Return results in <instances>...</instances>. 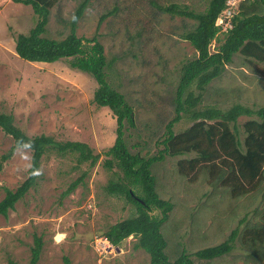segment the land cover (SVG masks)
Masks as SVG:
<instances>
[{
	"label": "rangeland",
	"instance_id": "374dc122",
	"mask_svg": "<svg viewBox=\"0 0 264 264\" xmlns=\"http://www.w3.org/2000/svg\"><path fill=\"white\" fill-rule=\"evenodd\" d=\"M208 1L91 0L77 21L76 34L83 42L96 37L102 43L111 62L109 80L134 109L135 125L125 126L124 132L131 152L147 156L162 147L166 125L175 115L173 98L181 65L197 54L183 38L195 21L161 7L178 3L204 11ZM230 1L227 8L233 14L239 0ZM78 3L61 0L52 8L47 36L62 38L69 32ZM229 19L223 11L218 20L220 32ZM35 22L31 6L0 0V112L12 114L15 124L30 136L83 141L100 158L93 167L87 163L77 166L69 155L43 158L33 187L6 215L0 214V264H29L36 236L43 243L37 264H65V257L70 264H149L148 253L134 248L132 235L119 250L110 242L105 244L101 236L109 225L136 213L135 204L125 196L105 190L113 174L103 165L104 153L116 138V118L109 107L93 102L95 79L73 68L68 58L30 62L16 54L17 34L28 32ZM216 45L213 40L210 50ZM235 103L252 108L264 105V64L240 53L209 83L199 106L226 109ZM249 118H238L241 138V125ZM189 124L190 120L182 118L173 130ZM12 144V138L0 129V156ZM186 156L193 154L166 156L152 167L157 192L173 203L161 226L167 254L173 258L185 250L196 264H264V242L242 240L247 225L261 222L264 193L233 198L225 187L209 184L202 172L191 180L176 168L177 161ZM30 162L31 150L23 148L2 162L0 200L6 188L15 189L27 177ZM85 170L81 183L66 192ZM236 228L240 234L230 253L211 260L195 256L198 249L222 242Z\"/></svg>",
	"mask_w": 264,
	"mask_h": 264
},
{
	"label": "trees",
	"instance_id": "16d2710c",
	"mask_svg": "<svg viewBox=\"0 0 264 264\" xmlns=\"http://www.w3.org/2000/svg\"><path fill=\"white\" fill-rule=\"evenodd\" d=\"M31 6L36 22L28 32H20L15 38L14 50L18 56L30 62L52 63L68 58L73 68L90 74L97 87L93 102L111 109L117 122L114 143L105 151L103 165L112 171L105 190L113 196H125L135 204L136 213L121 219L101 233L113 246L120 247L130 235L136 238L134 248H141L149 255V264H196L185 250L175 257L166 252L167 241L161 231L163 222L173 209V203L162 198L156 190L152 167L166 156H181L177 171L195 180L202 172L209 184L223 186L228 194L240 197L251 192L264 193V105L252 108L235 103L226 109L206 105L200 107L203 92L209 83L221 76L235 54L264 64V0H240L230 18V26L220 32L217 20L228 6V0H209L204 11H194L178 3H169L163 10L195 21L192 29L183 34L197 54L181 65L179 80L173 98L175 115L166 125L162 147L153 155L131 152L125 139V126L135 125L132 105L126 96L109 80L111 62L105 55L98 38L83 42L76 34L77 21L83 16L91 0H79L70 18L69 32L62 38L46 35L52 8L61 0H11ZM106 15L101 16V20ZM217 41L213 51L210 44ZM250 117L242 123L244 137L238 130V118ZM190 124L175 132L173 126L180 119ZM0 129L9 135L13 144L0 156L7 160L17 148L31 150V162L27 177L15 188L5 189L0 200V214L9 209L33 187L43 158L54 154L73 156L77 166L87 163L93 167L100 154L83 141L57 140L46 134L30 136L15 124L13 115L0 112ZM86 170L71 182L66 192L72 191L83 180ZM264 196V195H263ZM158 211V213H157ZM233 229L218 244L198 249V259L211 260L230 253L239 235ZM242 240L264 242V212L261 222L246 226ZM42 239L34 238L29 264H37L42 249ZM65 264L70 260L65 257Z\"/></svg>",
	"mask_w": 264,
	"mask_h": 264
},
{
	"label": "built area",
	"instance_id": "2783aa9c",
	"mask_svg": "<svg viewBox=\"0 0 264 264\" xmlns=\"http://www.w3.org/2000/svg\"><path fill=\"white\" fill-rule=\"evenodd\" d=\"M231 1L230 0H228V4L230 3ZM224 11H226L227 12V15H229L230 16V18H231V16H232V11L231 10H229L228 8H226ZM219 18H220V16H219ZM219 18H218V20H219ZM218 20H217V24H218ZM219 25V24H218ZM231 24H230V19H229V21L228 22H226V27H225V30L230 26ZM105 240L107 241L105 244H108V245H110L109 244V241L105 238ZM99 243V242H98Z\"/></svg>",
	"mask_w": 264,
	"mask_h": 264
},
{
	"label": "water",
	"instance_id": "95a60500",
	"mask_svg": "<svg viewBox=\"0 0 264 264\" xmlns=\"http://www.w3.org/2000/svg\"><path fill=\"white\" fill-rule=\"evenodd\" d=\"M115 248H116L117 250H119V247H118V246H116Z\"/></svg>",
	"mask_w": 264,
	"mask_h": 264
},
{
	"label": "clouds",
	"instance_id": "9594fccd",
	"mask_svg": "<svg viewBox=\"0 0 264 264\" xmlns=\"http://www.w3.org/2000/svg\"><path fill=\"white\" fill-rule=\"evenodd\" d=\"M239 1H240V0H239ZM227 3H228V1H227ZM226 8H227V7H226ZM226 8H225V9H226ZM222 12H223V11H222Z\"/></svg>",
	"mask_w": 264,
	"mask_h": 264
}]
</instances>
